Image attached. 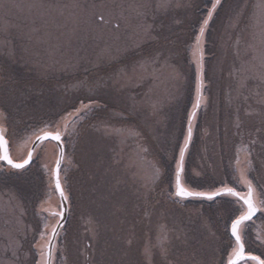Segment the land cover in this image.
Masks as SVG:
<instances>
[{
  "label": "rangeland",
  "instance_id": "1",
  "mask_svg": "<svg viewBox=\"0 0 264 264\" xmlns=\"http://www.w3.org/2000/svg\"><path fill=\"white\" fill-rule=\"evenodd\" d=\"M163 2L0 0V127L10 155L24 160L34 133L42 130L59 131L64 142L59 179L67 215L52 264H227L235 246L231 219L240 214L236 198L187 205L175 195L192 111L182 186L211 193L230 183L246 193L241 171L251 181H264V11L257 8L264 0H221L203 36L200 26L211 0H170L158 8ZM175 51L192 68L176 137L178 121L169 129L159 117L154 120L157 108L183 100L187 76L185 66H170ZM201 52L203 87L200 106L193 109ZM220 66L215 80L212 72ZM40 79L53 82L21 86ZM38 88L46 89L44 105L31 123L12 106ZM76 93L85 101L75 100ZM157 122L166 134L158 132ZM196 125L202 141L196 129L193 134ZM210 135L216 144H208ZM207 147L222 153L212 165L203 162L212 168L204 173L198 153ZM57 152L47 141L35 148L24 171L0 164V264L42 260L59 220L53 213L61 212L53 186ZM261 199L257 195L256 203L264 207ZM258 212L250 225L254 236L244 242L245 248L256 242L264 259V211Z\"/></svg>",
  "mask_w": 264,
  "mask_h": 264
},
{
  "label": "snow or ice",
  "instance_id": "2",
  "mask_svg": "<svg viewBox=\"0 0 264 264\" xmlns=\"http://www.w3.org/2000/svg\"><path fill=\"white\" fill-rule=\"evenodd\" d=\"M221 3V0H211V7L208 10L207 17L203 20L200 26V36H203L205 33V29L209 24V20L212 18L214 11ZM170 5V0H164L163 3L157 5L158 8L164 7L167 8ZM143 7H150V4L142 5ZM257 8L264 11V3L258 4ZM143 15H147V13H143ZM101 21H103L104 17L101 15L99 17ZM149 29H145V33L148 34ZM200 36L197 37V44L199 45ZM202 52L200 60L197 61L198 63V72H197V83H196V93H197V102L193 105V109L199 108L200 106V93L203 87L202 77H201V70H202ZM87 107V106H85ZM196 116V112L192 111L188 114V130L187 136L185 137L184 145L180 148V159L177 162V170H176V191L175 195L181 198H205L208 200H213L215 197L219 196H227L236 198V201L239 203L242 201L240 205V214L235 216L234 219H231L230 224V235L234 238L235 246L232 247L230 253H228L227 264H243L244 261L253 262V264H264V259H261L260 256L252 255L250 253H246L245 251V242L243 241L242 237V229L247 226L246 222L252 220L253 216L258 211H264V207H260L256 203L257 195L262 197L260 200V204L264 205V192L257 194L255 187L251 180L246 178V175L243 171H241V180L243 181L244 185L247 188L246 193L236 190L234 187H229L226 184L217 189L214 192L206 193L201 191H190L181 184V171H182V162L185 154V149L188 146L189 140L192 135V122L194 117ZM48 127L47 125L45 126ZM35 140L32 142V147L27 153V158L24 159L22 162H14L11 156L9 155L8 151V141L4 139L3 135H0V161L6 162L12 169L15 170H23L26 166L29 165L30 161L33 158L35 148L39 147L45 141H55L57 142V147H60L61 141V133L59 131L51 132V131H43L42 134H35ZM250 163V162H249ZM59 165L60 160H57V169L55 171V190L59 192L62 199L66 200L67 198L64 196L63 189L61 188L60 179H59ZM53 215H59L63 218V211L59 213H53ZM60 221H57V224L52 228V235L56 234V228L60 227ZM43 236V233L41 234ZM259 238V237H258ZM51 242V236L49 237V243ZM264 243V240L261 241ZM231 243V242H230ZM42 260L39 264H48V260L51 257V250L47 253H41Z\"/></svg>",
  "mask_w": 264,
  "mask_h": 264
},
{
  "label": "trees",
  "instance_id": "3",
  "mask_svg": "<svg viewBox=\"0 0 264 264\" xmlns=\"http://www.w3.org/2000/svg\"><path fill=\"white\" fill-rule=\"evenodd\" d=\"M207 35L208 34L206 33V37H207ZM206 42H207V39L205 41V46H204L205 50H204V53H203V55H205V57H206V54H207L206 51L208 50L207 49ZM172 54H173L174 60H172V63L170 62L171 63L170 66L176 67V68H179V67L182 68V67L185 66L184 69H181L182 72H183L182 74L185 77L187 76V84L185 83V89H184V93H183V96H182V99L183 100L177 99V102L175 104L169 106V107L166 106L165 108H157V111H156V114L157 115L154 118V120H158L157 117H159V122L161 124L163 123L165 126H168L169 129H172L173 125H175L177 123V121H178L176 131L174 132V136L176 137V135L179 132V126L182 123L183 114H184V112H185V110L187 108V104H188V100L186 99V96L190 95V92L189 91H190V84H191V80H192V70H191L192 68L191 67H186L187 64H186V56H185V54H183V56H184L183 58L179 54H177L176 51L175 52H172ZM205 64H206V62H205ZM221 67L222 66H220L218 69H214L213 72H212L213 75H216V78H214L215 80H217V77H220L221 76ZM66 80L67 79L64 78V81H66ZM52 82L53 81H47V80H42V79H40V80H34V81L33 80H26L23 84H21V86L27 85L29 83H34L35 85H39V86H43L44 87V84L45 83L50 84ZM44 90H46V89L45 88L44 89L38 88V89L33 90L31 92L29 98L20 97L18 99H15L14 102H13V106L12 107H15L17 109L18 113H20V115H25V120L26 121H29V122L33 123V118L38 117L36 115L37 114V111L39 109H41L42 106L44 105L40 101V96L43 94V91ZM211 93H212V96H214V97H212L211 109L210 110L213 111L216 114L217 108H219L218 101L216 99V94H214L213 92H211ZM76 95H77V97H76L75 100L80 101L81 100L80 99L81 98V95L80 94H77V93H76ZM81 101H85V100H81ZM180 101H181V104L178 106V104L180 103ZM45 105H47V103ZM56 105H57V103H56ZM177 107H178V109H177ZM175 108H176V111H175ZM28 111L31 112V113L28 114ZM61 112L63 113V111H61ZM172 113L174 115L173 117H171L172 116ZM220 114L223 115L221 111H220ZM36 123L39 124L40 122H34V124H36ZM160 123L157 122L156 129L158 130L159 133L166 134V133H164V129H162V126H161ZM198 126L200 127V132H201V125L199 124ZM195 129H196V135L198 133L200 134L199 130L197 129V125L194 126L193 134L195 132ZM201 135H202V133L200 134V141H202V136ZM211 136L212 135L209 136L208 144H210V143L216 144L215 143V140H212V141L209 142ZM163 137L165 139V136L164 135H163ZM228 148H231L232 149L233 146H229ZM221 153H222V148H220V149L215 148L214 151H210V149H208V147H207V151H206L205 154L203 153L202 148L199 149L198 162L201 163V167L203 168L204 173L207 172V171H212V168H211V166H209L208 168L205 167L203 165V162L208 163L209 165H212L213 164L212 161L214 159H216V158L219 159V157H221L220 156ZM214 155H215V157H214ZM1 165H3V164H1ZM26 169H24V170H26ZM24 170H22V171H24ZM252 181H253L254 184H256L255 185V188H256V186H258V189L257 188L256 189L260 193L264 192V181L262 179H260V178H253ZM228 186L234 187L236 189V187L234 185L230 184V183L228 184ZM238 191L244 192V191H242V188L241 187L239 188ZM176 198H178L177 201H180L179 203H183V204H187V205L188 204H195V203L199 204V203H205V202H206L205 204L213 205V203H215L216 201L225 200L226 196L215 197L213 200H208V199H205V198H181V197H178V196ZM231 198L234 200L233 197H231ZM238 204L241 205V202H239ZM239 209H240V207H239ZM261 214H262V212H257L255 214V216H253V218H252L251 221L246 222L247 226L242 229L244 231L243 234H242L243 241H244V239L251 240L250 237H253L254 236V230L253 229H250V225H253L254 222H255V220H258L257 218ZM193 221L196 222L197 224H199L200 226H202V221L200 220V218H195ZM229 221H230V219H229ZM204 230H206V229H204ZM229 232H230V230H229ZM204 234L206 236H209L210 235V234L207 233V230L204 231ZM232 239H234V238H232ZM197 240H201L202 241V237H199L198 236L197 237ZM260 250H261V248H260V246L256 242H251L245 248L246 253H250L252 255H257V256H260L261 255V251ZM260 258H261V256H260ZM244 262H247L249 264L250 263H253V262H249V261H244ZM175 264H182V263L178 261Z\"/></svg>",
  "mask_w": 264,
  "mask_h": 264
},
{
  "label": "water",
  "instance_id": "4",
  "mask_svg": "<svg viewBox=\"0 0 264 264\" xmlns=\"http://www.w3.org/2000/svg\"><path fill=\"white\" fill-rule=\"evenodd\" d=\"M196 109H198V108H196ZM197 112V111H196ZM54 133V132H53ZM42 134V133H41ZM0 135H3V137H4V139L5 140H7L6 138H5V136H4V134H3V132H2V130H1V127H0ZM33 140H35V138L33 139ZM190 141V140H189ZM45 142H47V141H45ZM49 142H52V143H54L55 145H56V147H57V142H55V141H49ZM188 145H189V143H188ZM32 147V144H31V146H30V148ZM30 148H29V150H30ZM28 150V151H29ZM8 151H9V147H8ZM57 160L59 159L60 160V165H59V169H60V166H61V164H62V160H63V155H64V144H63V140H62V138H61V141H60V147H57ZM9 155H10V152H9ZM11 156V155H10ZM12 158V157H11ZM27 158V155H26V157L24 158V159H26ZM13 159V158H12ZM33 159V158H32ZM57 160H56V163H55V165H54V168H53V186H54V189H55V179H54V177H55V171L54 170H56L57 169ZM14 162H22V161H15V160H13ZM31 162H32V160L30 161V163H29V165L31 164ZM0 164H3V165H5V166H7V167H9L10 169H12L6 162H4V161H0ZM28 165V166H29ZM28 166H26V168L28 167ZM25 168V169H26ZM12 170H14V171H22V170H15V169H12ZM24 170V169H23ZM181 175H182V171H181ZM175 183H176V180H175ZM60 184H61V182H60ZM61 188H62V186H61ZM63 189V188H62ZM55 192H56V194H57V196H58V198H59V201H60V211H63V218H61L60 216H59V221H60V224H61V226L60 227H57L56 228V234L53 236L52 235V233H51V242L49 243L48 242V245H47V249H46V252L45 253H47L49 250H51V257H50V259L48 260V264H52V257H53V247H54V244H55V239H56V237H57V235H58V232H59V230H60V228L64 225V223H65V220H66V215H67V202H66V200H64V199H62L61 198V196H60V194H59V192H57L56 190H55ZM64 192V191H63Z\"/></svg>",
  "mask_w": 264,
  "mask_h": 264
}]
</instances>
